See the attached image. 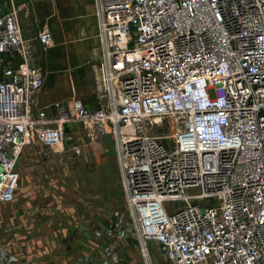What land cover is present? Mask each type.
<instances>
[{
	"label": "built area",
	"instance_id": "built-area-1",
	"mask_svg": "<svg viewBox=\"0 0 264 264\" xmlns=\"http://www.w3.org/2000/svg\"><path fill=\"white\" fill-rule=\"evenodd\" d=\"M17 11L0 5V202L18 188L24 149L63 163L51 149L80 124L90 146L113 138L136 232L111 218L101 264H124V240L143 264H264V0H97L106 102H56L52 116L35 110L32 56L53 37L23 38ZM82 147L70 144L76 157Z\"/></svg>",
	"mask_w": 264,
	"mask_h": 264
},
{
	"label": "crops",
	"instance_id": "crops-1",
	"mask_svg": "<svg viewBox=\"0 0 264 264\" xmlns=\"http://www.w3.org/2000/svg\"><path fill=\"white\" fill-rule=\"evenodd\" d=\"M0 5L3 13L12 5L18 8L16 18L23 38L36 37L43 28L53 37L46 49L37 42L33 46L32 63L43 69L35 110L52 116L56 102L68 106L80 102L89 107L106 102L99 97L101 86L96 80L97 65L102 60L97 0H0ZM81 132L80 124L68 125L69 140L51 149L64 155L60 164L53 158H41L36 154L39 147H32V162L38 164L45 177H50L58 194L52 201L46 189L37 194L34 188L40 184V176L27 165L12 201L0 202V264H101L102 226L77 202L67 210L61 205L60 181L71 175L74 164L70 144H83ZM45 183L43 179L42 186ZM131 244V240L122 243L125 258L131 256Z\"/></svg>",
	"mask_w": 264,
	"mask_h": 264
},
{
	"label": "rangeland",
	"instance_id": "rangeland-1",
	"mask_svg": "<svg viewBox=\"0 0 264 264\" xmlns=\"http://www.w3.org/2000/svg\"><path fill=\"white\" fill-rule=\"evenodd\" d=\"M84 137L82 154L79 157H73L74 164L71 167V175L61 182V204L68 209L69 205L77 202V205L84 210V213L93 217L103 227L107 225L112 218L117 226L128 233L133 240L136 236L134 226L124 200V189L121 184V173L115 158V149L113 138L106 136L99 147L88 145L87 139L83 132L80 133ZM154 134H158V129H154ZM34 151L32 147L24 149L21 153L17 168L20 174L26 169L31 168L39 177V183H36L34 191L41 194V191H48V199L52 201L58 194L50 177H45L34 160ZM31 159V160H30ZM35 161V160H34ZM43 179L47 181L42 186ZM59 185V184H58ZM190 192V190L188 191ZM47 199V197H46ZM176 202H165L164 207L176 206ZM85 207V208H84ZM131 256L125 258L124 264H143V259L137 249L132 248ZM148 249L150 254L157 263L162 260L158 256L157 244L153 241L149 242Z\"/></svg>",
	"mask_w": 264,
	"mask_h": 264
},
{
	"label": "water",
	"instance_id": "water-1",
	"mask_svg": "<svg viewBox=\"0 0 264 264\" xmlns=\"http://www.w3.org/2000/svg\"><path fill=\"white\" fill-rule=\"evenodd\" d=\"M14 66H13V69H17L18 65L20 64V59H19V56L16 55L15 58H14ZM32 66H34V63H32Z\"/></svg>",
	"mask_w": 264,
	"mask_h": 264
},
{
	"label": "bare ground",
	"instance_id": "bare-ground-1",
	"mask_svg": "<svg viewBox=\"0 0 264 264\" xmlns=\"http://www.w3.org/2000/svg\"><path fill=\"white\" fill-rule=\"evenodd\" d=\"M98 66V65H97ZM96 79V78H95ZM97 80V79H96ZM99 88V87H98Z\"/></svg>",
	"mask_w": 264,
	"mask_h": 264
}]
</instances>
